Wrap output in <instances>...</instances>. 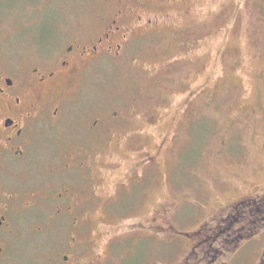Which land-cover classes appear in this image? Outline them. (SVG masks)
<instances>
[{"label": "rangeland", "instance_id": "rangeland-1", "mask_svg": "<svg viewBox=\"0 0 264 264\" xmlns=\"http://www.w3.org/2000/svg\"><path fill=\"white\" fill-rule=\"evenodd\" d=\"M40 1L0 0V64L25 71L73 36H90L117 6L116 0ZM153 1L144 17L167 14L169 26L145 34L142 28L117 58H101L63 123V146L70 147L82 138L80 132L70 139L80 131L76 122L89 114L122 107L131 114L157 108L160 115L156 127L146 128L141 149L113 139V129L100 135L101 180L93 184L103 193L96 200L92 190L79 193V179L69 182L85 204L76 201L71 214L63 213V255L82 264L94 254L97 264H180L193 243L187 233L245 196L264 200V0ZM42 20L50 28L53 22L59 37H37ZM92 100L95 108L76 104ZM111 154L117 167L103 168ZM135 167L138 175L126 180ZM121 182L129 187L119 197ZM74 216L87 221L79 235ZM239 217L245 227L228 264H264V214L250 209ZM152 218L154 226L173 229L133 230L141 222L150 231ZM20 220L0 264H45L53 242L48 235L45 243L33 239L27 217ZM71 239L81 241L79 254Z\"/></svg>", "mask_w": 264, "mask_h": 264}, {"label": "flooded vegetation", "instance_id": "flooded-vegetation-1", "mask_svg": "<svg viewBox=\"0 0 264 264\" xmlns=\"http://www.w3.org/2000/svg\"><path fill=\"white\" fill-rule=\"evenodd\" d=\"M22 1L30 5L41 2ZM116 4L115 10L98 24L94 33L87 37L73 36L53 57L40 59L25 71L0 64V262L7 258V239L17 231L20 219L27 217L33 239L42 238L45 243L48 235L53 242L45 264H82L74 256L63 255V213L71 214L72 205L82 197L72 193L74 189L68 186L69 182L79 179V193L85 191L87 195L86 192L92 190L91 200H96L103 193V187L95 188L93 184L97 182L95 179L101 180L98 177L101 170L97 166L101 157L98 145L103 142L100 135L113 129V134L116 132L115 136L112 134L113 139L124 138L126 144L133 142L141 149L146 128H154L159 123L157 108L136 110L131 114L122 107H111L105 114H89L79 119L76 125L80 131L72 133L70 139L80 132L82 138L70 147L63 146L66 113L85 87L87 72L96 68L101 58L121 55L122 49L142 32V28L145 34L149 30L166 28L171 22L167 14L161 19L153 14L156 21L144 17L155 9L153 0H116ZM45 22L37 26L35 35L45 40L59 37L54 32L53 22L51 28L50 22ZM84 38L88 41L81 43ZM97 103L92 100L76 104L95 108ZM108 158L103 168L117 167L112 162L113 155ZM140 163L135 165L140 166ZM23 165L29 168V173L23 172ZM136 168L125 173L126 180L138 175ZM128 187L129 183L121 182L119 197L127 194ZM260 198L245 196L233 202L226 211L220 210L196 231L187 233L193 243L180 264H188L191 258L194 264H228V255L235 253L245 227L239 225V216L250 209L264 214V208L257 207L263 203ZM80 203L85 204V201L80 200ZM155 220L151 219L150 231L141 222L133 230L157 235L173 229L171 224L169 227L154 226ZM254 222L253 219L251 223ZM71 224L79 235L87 221L74 216ZM77 241L71 239L70 246L77 248L75 253L79 254L82 243ZM97 262L94 254L87 264Z\"/></svg>", "mask_w": 264, "mask_h": 264}, {"label": "trees", "instance_id": "trees-1", "mask_svg": "<svg viewBox=\"0 0 264 264\" xmlns=\"http://www.w3.org/2000/svg\"><path fill=\"white\" fill-rule=\"evenodd\" d=\"M263 200V199H262ZM261 204V203H260ZM259 209L260 208H264V200H263V204H261V205H259V206H257ZM256 211H254V209H253V213H255Z\"/></svg>", "mask_w": 264, "mask_h": 264}]
</instances>
